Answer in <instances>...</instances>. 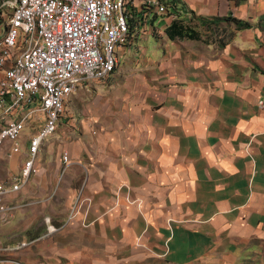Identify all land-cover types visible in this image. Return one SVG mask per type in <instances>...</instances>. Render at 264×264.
<instances>
[{
    "label": "crops",
    "instance_id": "obj_1",
    "mask_svg": "<svg viewBox=\"0 0 264 264\" xmlns=\"http://www.w3.org/2000/svg\"><path fill=\"white\" fill-rule=\"evenodd\" d=\"M165 1L170 14L149 26L227 24L228 39L165 42L150 56L136 46L121 52L112 81L86 82L71 95L33 175H61L63 225L186 262L217 252L219 242L264 239V0ZM203 19L222 23L207 28ZM233 19L252 26L238 30ZM38 119L24 150L43 116L23 132Z\"/></svg>",
    "mask_w": 264,
    "mask_h": 264
},
{
    "label": "built area",
    "instance_id": "obj_2",
    "mask_svg": "<svg viewBox=\"0 0 264 264\" xmlns=\"http://www.w3.org/2000/svg\"><path fill=\"white\" fill-rule=\"evenodd\" d=\"M163 0H7L0 25V149L25 154L20 174L0 182V222L10 223L23 204L5 198L20 192L40 169L42 145L57 130L71 95L89 81L106 79L131 46L135 30L170 14ZM151 16V17H150ZM262 108L264 104L261 102ZM43 125L23 149L31 120ZM69 154L63 153L65 165Z\"/></svg>",
    "mask_w": 264,
    "mask_h": 264
},
{
    "label": "rangeland",
    "instance_id": "obj_3",
    "mask_svg": "<svg viewBox=\"0 0 264 264\" xmlns=\"http://www.w3.org/2000/svg\"><path fill=\"white\" fill-rule=\"evenodd\" d=\"M5 1L7 0H0V25L2 26L8 23L11 15V9L4 3ZM169 5L167 4V7ZM173 7V5L169 7L170 10ZM168 18L170 22L174 20V18ZM200 24L198 21L185 22V25L201 33L199 40L209 41L211 38H217L225 41L228 39L229 29L225 31L221 27L231 25L222 24L219 26L220 29L207 30L201 28ZM167 28L156 29L151 25L143 30H135L130 48L120 49L119 55L136 46V50L143 56H150L153 54L149 52H156L157 48L165 42L190 40L186 37L169 38ZM139 43H146L148 50L144 47L142 50L138 49ZM123 57L124 55L121 58ZM121 62L122 60H119V63ZM118 68L119 64L115 72ZM112 75L110 74L106 79L97 80V82L106 81L109 78L108 81H112ZM88 85L90 84L84 87ZM84 87L83 89H86ZM91 98L92 96L89 97ZM38 121L39 119L30 124L32 127L36 125L35 128H30L22 134L25 142L36 131ZM17 157L19 156L12 158L3 153L0 154V182L9 183L20 174L26 158L23 154ZM35 180L40 183H35ZM60 180L61 175H54V172L32 175L22 191L5 198L8 203L23 205L19 207L10 223L0 222V264H264V239L243 242L228 241L222 247L219 242L217 252L209 251L200 258L186 262H178L173 258L172 253L164 255L155 248L147 250L138 248L137 251L121 250L120 245L116 243L95 239L88 229L70 228L62 224L68 208L60 206ZM152 243L150 247L160 248L161 246V241Z\"/></svg>",
    "mask_w": 264,
    "mask_h": 264
},
{
    "label": "trees",
    "instance_id": "obj_4",
    "mask_svg": "<svg viewBox=\"0 0 264 264\" xmlns=\"http://www.w3.org/2000/svg\"><path fill=\"white\" fill-rule=\"evenodd\" d=\"M163 1H165V0H163ZM164 3L166 6H167V4L169 5V3H167L166 1ZM169 7H172V5H169L167 8H169ZM168 10H170V8ZM228 21H232L236 25V28L238 30L248 29L251 27V25L249 23L241 22V21H238L236 19L228 20ZM185 22L186 21L184 19L174 20L166 29V31L168 32L169 38L176 39V38H185L186 37L188 39H198L199 40L201 33L197 29L189 27L188 25H185ZM187 23H189V22H187ZM221 23H222V21L206 22V21L202 20V26L207 27V28H211L212 26H219V24H221Z\"/></svg>",
    "mask_w": 264,
    "mask_h": 264
}]
</instances>
